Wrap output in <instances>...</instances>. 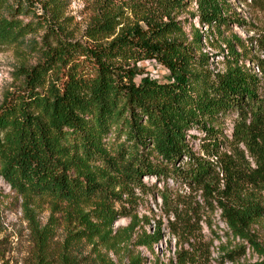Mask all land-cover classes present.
Segmentation results:
<instances>
[{
  "label": "trees",
  "instance_id": "1",
  "mask_svg": "<svg viewBox=\"0 0 264 264\" xmlns=\"http://www.w3.org/2000/svg\"><path fill=\"white\" fill-rule=\"evenodd\" d=\"M184 4L151 0L110 44L90 48L60 38L61 3L46 2L42 24L57 44L43 62L24 71V88L0 108V177L24 199L50 198L71 209L94 202L101 224L110 229L120 218H136L137 192L158 196L170 233L189 246L175 264H208L192 241L197 242L204 210L218 209L233 237L262 258L254 264H264V246L250 234L264 215L259 197L264 194V30L252 39L261 57L251 63L260 77L238 64L241 55L231 43L232 60L214 73L200 51L201 35L188 42L177 20ZM196 5L191 17L208 30L246 24L227 14L224 0H196ZM33 7L32 0H0V46L32 30L20 18L37 13ZM117 15L102 13L89 37L114 36L122 25ZM78 57L88 60L91 72ZM144 62L163 67L169 80L150 78L140 67ZM232 114L227 141L223 122ZM191 130L200 138L189 136ZM190 138L198 141L197 151ZM146 177L162 182V188L147 187ZM168 181L201 190L204 204L173 195ZM161 239L158 222L140 246L151 250ZM238 255L244 247L239 254L227 253L229 262Z\"/></svg>",
  "mask_w": 264,
  "mask_h": 264
},
{
  "label": "rangeland",
  "instance_id": "2",
  "mask_svg": "<svg viewBox=\"0 0 264 264\" xmlns=\"http://www.w3.org/2000/svg\"><path fill=\"white\" fill-rule=\"evenodd\" d=\"M49 0H32L37 13L21 16L23 24H32V30L18 41L0 46V108L12 93H18L26 82L24 71L43 62L46 54L53 49L57 41L49 34L44 22L43 5ZM61 3L60 38L81 46H107L117 36L121 28L135 20L134 13H145L151 0H55ZM228 6L227 14L246 24L238 26L231 22L219 31L208 30L198 25L191 17L196 13V0H184V8L179 10L182 30L188 42L194 35H201L200 51L208 58V66L214 73L223 72L227 61L232 58L227 44L234 45L235 52L241 55L238 64L249 68L253 73L258 70L255 57H261L254 44L257 34L264 30V0H224ZM102 13L117 15L121 26L115 35L92 39L89 29ZM37 15H40L37 17ZM41 21L38 23V20ZM253 27V28H252ZM241 45V46H239ZM200 53L197 52V56ZM85 72H91V64L85 57H78ZM144 73L158 82H167L169 73L163 67L149 62L140 64ZM139 80V79H138ZM235 114L223 122L222 133L227 141L231 140L232 120ZM188 135L200 138L194 130ZM110 140L114 137L110 136ZM191 139V145L197 151L198 141ZM147 187L162 188V182L154 178H144ZM172 193L183 196L186 202L203 203L202 191L194 188H180L168 181ZM251 193L247 192L246 195ZM257 195V192L254 193ZM264 198V194L259 195ZM137 204L133 209L136 218H120L112 228L104 227L94 202H86L79 209H71L65 204L50 198L33 197L24 199L14 192L0 177V264H175L177 254L188 249L170 233L166 217L160 210V199L151 193L143 196L137 192ZM188 198V199H186ZM125 199V197H124ZM129 207V206H128ZM200 222L197 242H193L207 255L208 264H254L262 258L241 239L233 237L223 223L218 209L204 210ZM89 215V217H84ZM161 223V241L151 250L140 246V238L151 235ZM250 234L264 246V215L250 228ZM244 247V255L236 256L230 263L227 253L239 254Z\"/></svg>",
  "mask_w": 264,
  "mask_h": 264
}]
</instances>
